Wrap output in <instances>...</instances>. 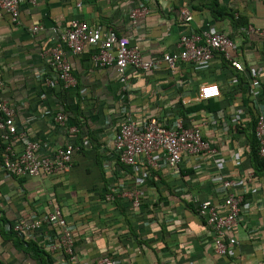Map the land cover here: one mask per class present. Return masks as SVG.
<instances>
[{"label": "crops", "instance_id": "1", "mask_svg": "<svg viewBox=\"0 0 264 264\" xmlns=\"http://www.w3.org/2000/svg\"><path fill=\"white\" fill-rule=\"evenodd\" d=\"M216 3L246 18L248 27L236 30L229 19L214 17L207 0H21L16 22L0 10L1 96L14 110L16 128L6 147L18 155L27 142H36L39 157L74 148L63 174L15 178L0 167V218L11 225L42 221L58 207L72 228L79 264L103 257L119 264H264V175L253 174L247 137L256 112L264 111V0ZM141 5L146 12L131 18ZM180 8L189 10L190 22L182 23ZM71 21L113 30L143 59L174 52L182 34L222 33L233 41L229 53L243 70L215 54L206 66L180 62L174 71L164 65L151 72L128 71L123 89L117 68L100 66L93 60L96 48L84 46L79 54L65 49L75 84L63 88L54 83L49 54L57 44L54 32ZM33 27L39 29L33 32ZM252 78L259 82L254 106L246 94ZM210 83L220 96L208 103L198 98V90ZM125 112L138 124L151 117L167 125L177 118L190 122L218 155L183 156L175 169L120 164L112 141ZM59 114L62 122L55 119ZM215 161L223 162V175L235 182L251 178L249 212L228 234L237 243L225 257L213 252L215 234L189 201L191 195L221 204ZM133 191L139 195L138 209L125 197ZM108 194L114 200L106 201ZM10 224L0 222V229ZM57 233L41 224L24 240L48 252L45 246ZM48 253L53 264H66L60 252ZM0 264L42 263L26 245L0 233Z\"/></svg>", "mask_w": 264, "mask_h": 264}, {"label": "built area", "instance_id": "2", "mask_svg": "<svg viewBox=\"0 0 264 264\" xmlns=\"http://www.w3.org/2000/svg\"><path fill=\"white\" fill-rule=\"evenodd\" d=\"M21 0H0V10L6 12L12 22L19 16ZM146 8L141 5L131 13V18L145 13ZM179 16L183 24L192 20L191 13L186 8L179 9ZM39 27H33L36 32ZM56 46L49 54L50 64L55 72L54 83L63 88L73 87L75 81L71 75V67L65 56V49L73 54H79L84 46L96 48L93 60L102 67L115 66L120 74L123 89L126 86L128 71L151 72L164 65L169 71H174L180 62H187L198 66L206 64L219 54L230 66L241 72L242 65L232 60L229 50L233 48V41L225 34L218 32H201L182 34L176 44V50L156 59H143L136 47H130L124 39H120L111 29L101 26H88L84 22L71 21L64 30H56ZM3 81L0 70V150L2 145H8L16 134L13 123L14 110L1 96ZM259 82L252 81L250 98L256 101ZM220 90L214 83L203 85L198 90V98L202 101L216 99ZM63 121L62 115L55 118ZM72 131H75L72 129ZM254 135L258 143V155L264 159V111H259L256 117ZM38 144L27 142L21 154L14 155L9 148L2 152L0 167L8 176L16 178H37L41 175L51 176L69 171L74 148L68 145L59 148L51 157L37 156ZM112 152L115 159L123 165L136 169L138 164H147L153 167H168L175 169L183 156L197 158H214L218 155L215 148L203 139L201 131L194 125L185 127L183 121L175 119L171 125L159 117L148 118L143 124L124 113L119 128L114 134ZM219 176H216L218 186L222 191L221 204L215 205L210 201L199 202L193 196L189 201L195 205L197 214L204 219L207 227L215 234L211 247L213 252L220 256H227L236 245V239L228 235L232 233L239 222L249 212L246 195L250 192L251 178H243L235 182L223 175V162L215 161ZM239 189V190H236ZM185 190L183 189V192ZM132 208L140 206L139 195L133 191L125 195ZM106 201L114 200L113 194L105 196ZM41 224L56 228L57 234L46 244L48 252H60L65 257L66 264H79L74 252L72 228L65 222L60 209L56 206L44 216L43 220L34 219L18 221L5 226L7 231L28 234L39 228ZM94 264H119L113 257H103Z\"/></svg>", "mask_w": 264, "mask_h": 264}, {"label": "trees", "instance_id": "3", "mask_svg": "<svg viewBox=\"0 0 264 264\" xmlns=\"http://www.w3.org/2000/svg\"><path fill=\"white\" fill-rule=\"evenodd\" d=\"M207 1H208L207 6H208L211 14L214 17H225V18L229 19L233 23L234 28L236 30L246 29L248 27L246 18H244L240 15L235 16V14H233L231 12L220 9L218 4L216 3V0H207ZM252 80L254 81V80H256V78H252ZM246 94H247L248 102L254 106V103H256L257 100L256 101L251 100L250 91L247 89H246ZM207 102L209 103L210 100H208ZM257 114L258 113L256 112V116H257ZM252 121L253 122L249 128L250 133L247 135L248 141H249V143H248L249 155H250L249 158H250V164H251V168L253 170V174L258 177V176L264 175V159L258 155V143H257V140H256L255 135H254V127H255L256 118L253 119ZM183 124L185 127H188L190 125V122L183 123ZM5 148H6V145L1 146L0 165L2 163V156L1 155H2V152L4 151ZM12 177H14V176H12ZM188 207L193 208V206L191 204H188ZM0 222L10 224V223H7V221H5L3 218H0ZM0 233L8 236L11 239H13L14 241L17 242V244L19 243V245H26V247L28 248V251L32 255H34L36 257V259L38 261H40L42 264H53L52 256L48 252L44 251L38 245H36L30 241L29 242L25 241L24 240V234L13 232L11 230L6 231V230H4V225L1 226Z\"/></svg>", "mask_w": 264, "mask_h": 264}]
</instances>
